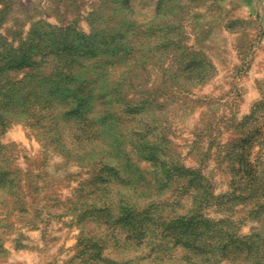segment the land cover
<instances>
[{"label": "rangeland", "instance_id": "1", "mask_svg": "<svg viewBox=\"0 0 264 264\" xmlns=\"http://www.w3.org/2000/svg\"><path fill=\"white\" fill-rule=\"evenodd\" d=\"M0 264H264V0H0Z\"/></svg>", "mask_w": 264, "mask_h": 264}]
</instances>
